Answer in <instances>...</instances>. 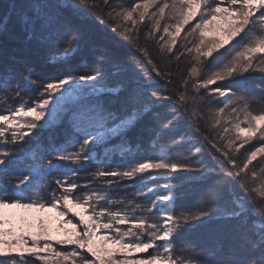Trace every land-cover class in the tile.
Here are the masks:
<instances>
[{
  "label": "snow or ice",
  "instance_id": "6c2138e0",
  "mask_svg": "<svg viewBox=\"0 0 264 264\" xmlns=\"http://www.w3.org/2000/svg\"><path fill=\"white\" fill-rule=\"evenodd\" d=\"M0 264H264V0H12Z\"/></svg>",
  "mask_w": 264,
  "mask_h": 264
},
{
  "label": "rangeland",
  "instance_id": "374dc122",
  "mask_svg": "<svg viewBox=\"0 0 264 264\" xmlns=\"http://www.w3.org/2000/svg\"><path fill=\"white\" fill-rule=\"evenodd\" d=\"M163 23V22H162ZM183 35V33H181ZM74 211H81L80 209H74ZM5 219L9 217H13L17 228L19 229L21 226L24 228L25 231H31L32 233L38 232L40 229L37 227V221L43 219L52 230V236L55 239L57 236H62L63 232L57 229L56 225V217L54 213L51 212H41L38 209L32 210H22V209H5ZM52 220L51 224L49 225V220ZM23 221V224H21ZM31 225V227H29ZM109 247H113L109 245ZM131 256H142L145 255L144 253L135 252L130 253Z\"/></svg>",
  "mask_w": 264,
  "mask_h": 264
},
{
  "label": "trees",
  "instance_id": "16d2710c",
  "mask_svg": "<svg viewBox=\"0 0 264 264\" xmlns=\"http://www.w3.org/2000/svg\"><path fill=\"white\" fill-rule=\"evenodd\" d=\"M11 2H12V0H0V15H3V13L6 11L7 5ZM16 2L20 3L21 0H16ZM157 35H159V34H157ZM114 47H116L117 49L119 48L118 45H114ZM36 67H37L38 72L41 70H45V71H49V72L57 71V69L54 66L49 65V66L45 67L43 64L42 56H40V55H38L36 57ZM252 82L253 83H261L262 81L259 79L258 74H257V76L254 77ZM187 192H188V194L186 196L182 197L181 203L183 205H188V206L194 205L196 203V201H195V196L192 194V188L191 187L187 188ZM214 227H215V225H210L209 228H207V229H201L198 232L191 234V237L198 240L202 236L203 233L211 231L212 228H214Z\"/></svg>",
  "mask_w": 264,
  "mask_h": 264
}]
</instances>
